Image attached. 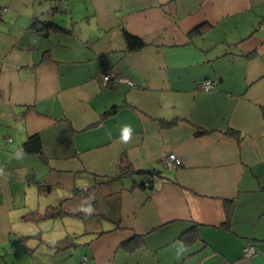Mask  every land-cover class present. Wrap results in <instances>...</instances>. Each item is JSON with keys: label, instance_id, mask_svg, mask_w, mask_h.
<instances>
[{"label": "crops", "instance_id": "0c3cea01", "mask_svg": "<svg viewBox=\"0 0 264 264\" xmlns=\"http://www.w3.org/2000/svg\"><path fill=\"white\" fill-rule=\"evenodd\" d=\"M15 2L0 4V264H264V0ZM65 215L95 224L46 236Z\"/></svg>", "mask_w": 264, "mask_h": 264}, {"label": "trees", "instance_id": "16d2710c", "mask_svg": "<svg viewBox=\"0 0 264 264\" xmlns=\"http://www.w3.org/2000/svg\"><path fill=\"white\" fill-rule=\"evenodd\" d=\"M31 29H33L35 32L46 34L50 30H55L56 25L49 22V21H40V20L36 19L35 21L32 22ZM123 39H124V42L126 45V50L129 52L138 51L144 46V43L139 38L127 33L125 30H123ZM115 110H116V108L112 107L109 110H107L103 114V116L111 115L112 113L115 112ZM231 132H233V131H231ZM24 150L26 152L39 154L42 156L41 144L39 142V138L37 135H33V136L29 137L24 142ZM131 172L132 171L128 170L126 167L125 168L121 167L118 177H123L126 173H131ZM147 174H149V173H147ZM144 176L146 178L149 177V175H146V174ZM189 231H190V233H192L194 235V231H195L194 228L190 229ZM184 238L186 239V237H184ZM185 239L183 241H185Z\"/></svg>", "mask_w": 264, "mask_h": 264}, {"label": "rangeland", "instance_id": "374dc122", "mask_svg": "<svg viewBox=\"0 0 264 264\" xmlns=\"http://www.w3.org/2000/svg\"><path fill=\"white\" fill-rule=\"evenodd\" d=\"M5 1L6 0H0V4L2 3L4 5ZM31 4H32V1H31ZM15 5L19 6L21 8V13H22V11L24 9L23 7H21V6H23L22 0H20V1L16 0L15 4L13 6H15ZM68 217H70V216L65 215V216H62L58 219V223L60 225L59 227L57 226L56 223L53 222V220L56 218H50L51 221L48 220V221H50L48 224H47V220L43 219L42 225H44V226H42L41 224L39 226L41 227V229H43L44 234L46 236H49L51 238H56V237L61 238L62 236H64L66 234V232H68L70 234H72V232L74 234L83 233V231L86 229V226H88V228H91L95 224V223L93 225L91 224V223H93V222H91L92 221L91 219H93V218H86L85 220H81V219H76L75 217L74 218H68ZM43 238H46V237L43 236ZM80 239H81V237L79 238V240ZM67 249L69 250V247L62 249V251L67 250ZM71 252H73V251H70V253ZM40 254L45 256V253L43 250H40V251L34 253L35 256L40 255ZM54 255H56V258L59 257L58 253L54 254ZM49 261L52 262L51 259H49Z\"/></svg>", "mask_w": 264, "mask_h": 264}, {"label": "built area", "instance_id": "2783aa9c", "mask_svg": "<svg viewBox=\"0 0 264 264\" xmlns=\"http://www.w3.org/2000/svg\"><path fill=\"white\" fill-rule=\"evenodd\" d=\"M4 11V9L2 10V12ZM101 79L103 81L104 84H109L110 86H113V85H116V84H127L129 86H132V82L129 81L128 79L122 77V76H115L113 73H110V72H106L104 74L101 75ZM212 86V81L210 80H205L204 82H202L200 85H199V88L201 90H209ZM164 164L166 165L167 168L169 169H173V168H176L180 165V161L179 159L172 153H169L167 154L165 157H164V160H163ZM83 191H87L86 188L82 189ZM81 190V191H82ZM255 252V249L252 245L250 244H247L244 249H243V254L245 256H250L252 254H254ZM86 261V258L83 257L81 259V262H84Z\"/></svg>", "mask_w": 264, "mask_h": 264}, {"label": "clouds", "instance_id": "9594fccd", "mask_svg": "<svg viewBox=\"0 0 264 264\" xmlns=\"http://www.w3.org/2000/svg\"><path fill=\"white\" fill-rule=\"evenodd\" d=\"M131 126H124L122 129V135H121V140L124 143L129 142V130H130ZM84 211L88 214H92L94 212V209L90 206L86 209H84ZM177 256L179 257V253L177 254Z\"/></svg>", "mask_w": 264, "mask_h": 264}]
</instances>
